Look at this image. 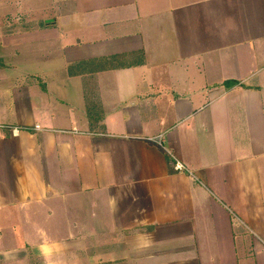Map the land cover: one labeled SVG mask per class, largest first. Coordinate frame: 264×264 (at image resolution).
I'll return each mask as SVG.
<instances>
[{
	"label": "crops",
	"instance_id": "0c3cea01",
	"mask_svg": "<svg viewBox=\"0 0 264 264\" xmlns=\"http://www.w3.org/2000/svg\"><path fill=\"white\" fill-rule=\"evenodd\" d=\"M0 126V264H264V0H0Z\"/></svg>",
	"mask_w": 264,
	"mask_h": 264
},
{
	"label": "built area",
	"instance_id": "2783aa9c",
	"mask_svg": "<svg viewBox=\"0 0 264 264\" xmlns=\"http://www.w3.org/2000/svg\"><path fill=\"white\" fill-rule=\"evenodd\" d=\"M0 128H5L4 126H0ZM7 129H10L12 130V133L13 135H17L18 133V129L15 128V129H12V128H7ZM155 142L161 147V148H164L163 144H162V136H160L157 140H155ZM171 157H173L171 154H170ZM173 160L175 161L174 163V170L178 173H188V169L186 168V166L181 163L180 161H178L175 157H173Z\"/></svg>",
	"mask_w": 264,
	"mask_h": 264
}]
</instances>
